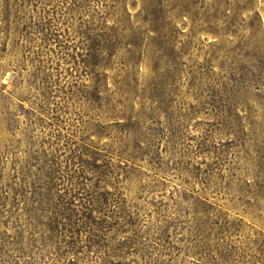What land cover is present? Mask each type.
Masks as SVG:
<instances>
[{"label":"rangeland","instance_id":"374dc122","mask_svg":"<svg viewBox=\"0 0 264 264\" xmlns=\"http://www.w3.org/2000/svg\"><path fill=\"white\" fill-rule=\"evenodd\" d=\"M0 264H264V0H0Z\"/></svg>","mask_w":264,"mask_h":264}]
</instances>
